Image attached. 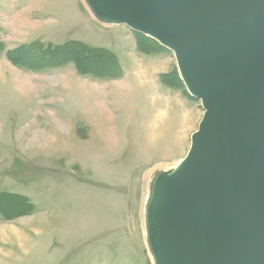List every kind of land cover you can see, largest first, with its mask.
<instances>
[{"label": "rangeland", "instance_id": "1", "mask_svg": "<svg viewBox=\"0 0 264 264\" xmlns=\"http://www.w3.org/2000/svg\"><path fill=\"white\" fill-rule=\"evenodd\" d=\"M0 38V193L35 206L9 220L0 212V264H153L149 179L186 157L204 114L183 84L161 81L181 80L174 54L141 53L137 34L100 24L83 0H0ZM70 41L114 53L123 75L98 80L72 63L35 71L7 57Z\"/></svg>", "mask_w": 264, "mask_h": 264}, {"label": "water", "instance_id": "2", "mask_svg": "<svg viewBox=\"0 0 264 264\" xmlns=\"http://www.w3.org/2000/svg\"><path fill=\"white\" fill-rule=\"evenodd\" d=\"M174 54L204 111L145 205L153 264H264V0H83Z\"/></svg>", "mask_w": 264, "mask_h": 264}, {"label": "trees", "instance_id": "3", "mask_svg": "<svg viewBox=\"0 0 264 264\" xmlns=\"http://www.w3.org/2000/svg\"><path fill=\"white\" fill-rule=\"evenodd\" d=\"M137 35L139 36L137 49L141 53L166 51L152 39ZM4 50L5 44L0 38V53ZM7 57L12 65L35 71L60 68L72 63L78 74L82 76L112 80L123 75L121 63L114 53L79 41H70L58 46H46L35 42L8 51ZM172 73L164 75L161 81L171 88L181 89L183 83L175 72ZM186 94L190 100H193L187 92ZM34 211V204L27 197L7 192L0 193V212L8 220L17 216L32 215Z\"/></svg>", "mask_w": 264, "mask_h": 264}, {"label": "bare ground", "instance_id": "4", "mask_svg": "<svg viewBox=\"0 0 264 264\" xmlns=\"http://www.w3.org/2000/svg\"><path fill=\"white\" fill-rule=\"evenodd\" d=\"M26 83H27V82H26ZM22 84H23V82H22ZM24 85H25V84H24ZM24 85H22V86H24ZM26 86H28L29 89L33 88V86L30 85L29 81H28V83L26 84ZM23 91H25V89H24ZM179 163H180V162H179ZM179 163H178V164H179ZM178 164H177V165H178ZM176 167H177V166H176ZM176 167H175V168H176ZM175 168H173V169H175ZM157 171H158V170H157ZM154 174H155V173H154ZM152 177H153V176H152ZM152 177H150V178L152 179ZM151 179H149V181H151ZM149 185H150V182L148 183V192H149ZM147 196H148V194H147ZM147 196H146V198H145L144 212H145V205H146ZM144 220H145V217H144ZM144 222H145V221H144ZM145 234H146V231H145Z\"/></svg>", "mask_w": 264, "mask_h": 264}, {"label": "crops", "instance_id": "5", "mask_svg": "<svg viewBox=\"0 0 264 264\" xmlns=\"http://www.w3.org/2000/svg\"><path fill=\"white\" fill-rule=\"evenodd\" d=\"M99 80V79H98Z\"/></svg>", "mask_w": 264, "mask_h": 264}]
</instances>
